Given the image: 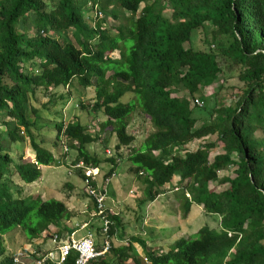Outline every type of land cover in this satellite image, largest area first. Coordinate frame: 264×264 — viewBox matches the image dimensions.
<instances>
[{
    "label": "trees",
    "instance_id": "trees-1",
    "mask_svg": "<svg viewBox=\"0 0 264 264\" xmlns=\"http://www.w3.org/2000/svg\"><path fill=\"white\" fill-rule=\"evenodd\" d=\"M94 7L113 19L130 14V33L123 27L116 35L99 24L82 27ZM199 30L206 33V50L191 46ZM129 38L133 45L126 54ZM114 51L120 59L110 57ZM232 77L235 101L227 105L221 90ZM73 79L81 89H96L92 104L80 102V109L90 107L106 117L93 134L80 122L54 124L56 140L63 136L76 150L73 164L100 168L102 160L88 147L97 142L105 147L113 134L116 152L129 146L134 137L127 127L138 108L154 129L141 144L144 149L129 156L130 172L145 185L142 203L153 202L178 177L189 195L184 193V210L196 204L220 219L219 230L204 226L166 253L133 239L147 264H264V0H0V236L15 227L32 237L43 235L69 218L61 201L14 198L5 177L14 165L20 180L31 184L41 175L39 166L54 162L43 139L33 135L29 97L37 88L67 87ZM126 94L134 98L123 103ZM209 95L214 105L197 126L195 111L201 109L192 104ZM21 129L34 151L33 163L15 164L5 150L4 135L15 142ZM213 135L214 142L182 153ZM116 157L105 160L108 176L119 166ZM105 215L112 241L121 222L108 211ZM71 231L59 228L58 234ZM112 251L115 262L120 253ZM132 259L142 264L138 256ZM73 261L69 256L65 264ZM5 262L13 264L12 258Z\"/></svg>",
    "mask_w": 264,
    "mask_h": 264
},
{
    "label": "rangeland",
    "instance_id": "rangeland-1",
    "mask_svg": "<svg viewBox=\"0 0 264 264\" xmlns=\"http://www.w3.org/2000/svg\"><path fill=\"white\" fill-rule=\"evenodd\" d=\"M143 5L140 6V9ZM96 11L98 12L97 15ZM100 11L94 7L93 16L85 17L81 24L82 27L89 25L95 26L99 24L102 29L107 30L112 35H116L118 29L124 28L125 34L130 33L133 28L134 18H130V14L118 13L116 19L99 13ZM86 14V13H85ZM91 14V11L88 13ZM138 16H135V18ZM132 20V23H131ZM127 27V28H126ZM129 28V29H128ZM127 29V30H126ZM69 38L74 41L72 32H69ZM44 36V33H41ZM206 33L197 31L192 39L191 46L194 49L206 50L205 43ZM126 46V54L129 48L133 45V40L130 38L124 41ZM113 59H120L118 51L110 54ZM113 66V65H112ZM109 80L113 81L114 76L111 72L107 73ZM235 77L229 78L224 83L221 90V95L227 105H232L235 101V90L231 84H235ZM207 92V89H205ZM109 91V89H107ZM211 89L208 90L210 94ZM182 94V93H181ZM96 96L95 87L81 89L78 81L73 79L69 86L60 88H37L34 95L30 94L29 108L27 116L29 121L35 124L32 128L33 135L36 140L43 139V147H45L54 157V162L49 166H39L41 175L31 184H25L20 180L14 165L10 167V173L5 177V181L14 198L32 199V200H58L65 204L69 212V218L62 220L59 228H75L76 224L81 222H90L89 230L96 242V246L100 248L103 242L102 225L98 218L94 216L92 200L87 194L82 179L77 174L76 170L72 169V161L76 157V150L69 149L68 141L61 136L59 141L56 140L54 131L55 123L80 122L88 128L93 134L95 131H100L106 117L101 113H94L89 107L87 110L80 109V102L89 101L92 104ZM134 98L132 94H126L121 102L127 103ZM201 110L195 111L196 117L199 118L197 126H200L202 118H206L211 107H213L212 97H205ZM195 106V102L192 104ZM90 127V128H89ZM154 131L149 123V117L142 114L136 108L131 115L127 127V132L134 137L133 142L126 147H121L117 152L114 147L117 144L115 135L107 138L105 147L97 142L88 147L89 151L97 155L102 163L101 173L97 178V183L101 185L104 177L110 169L109 162H105L108 157H116L120 155L118 161L119 166L115 171V177L110 180L107 186V194L105 205L109 208V212L114 213L119 217L121 226L116 229L111 241V250L104 256L100 257L94 264H135L132 256H138L142 264H147L141 246L135 243L133 239L140 242L144 241L147 247L153 249L156 253H166L170 250L171 245L178 239L188 238L194 235L200 228L207 226L213 230L220 229V219L217 215L207 214L200 205L192 204L189 211L184 210V193L186 197L189 195L185 192V183H179L178 177L162 187V194L159 195L153 202L142 203L144 199L145 185L141 178H138L130 172L129 156L134 149H144L141 146L148 133ZM19 138L15 142H10L4 135L3 144L6 152L13 158L15 164L33 163L35 162V154L31 149L30 140L27 134L21 129L18 132ZM104 138L105 136L102 135ZM216 136H208L206 139L194 141L182 150L194 151L203 143L214 142ZM57 146L54 147V143ZM59 142V143H58ZM68 150L65 152V147ZM106 151H110L107 155ZM219 150H215L209 156L212 160L214 154ZM36 219L33 218V223L36 224ZM59 228L50 226L48 231L43 235L30 236L23 227H15L7 233L0 236V264H6L5 258H11L19 250L24 249L29 252L33 246H39L42 251L54 252L55 245L48 237ZM87 230H78L75 238L82 236ZM131 247L125 250L126 247ZM118 250L120 256L114 262L112 260L114 251ZM32 253V252H31Z\"/></svg>",
    "mask_w": 264,
    "mask_h": 264
},
{
    "label": "built area",
    "instance_id": "built-area-1",
    "mask_svg": "<svg viewBox=\"0 0 264 264\" xmlns=\"http://www.w3.org/2000/svg\"><path fill=\"white\" fill-rule=\"evenodd\" d=\"M97 11L95 16L97 15ZM100 15L102 14L99 12ZM195 105L197 107H202L203 102L199 100H195ZM66 150V148H65ZM107 154H110L109 151H106ZM73 169L76 168H82L83 173L85 176V185L87 186L88 195L92 198L94 202V206L96 209V215L100 217L101 221L103 222V228L102 233L105 237L103 246L99 250L95 247L93 236L90 233H87L81 238H74L73 234L70 235V237L65 241H60L59 237L57 235L52 236V242L57 245L56 251L57 253L49 252L43 256H41L38 260L32 261V262H25L23 264H46L48 262L54 263V264H63L67 258L70 255H74V261L72 264H90L91 261L94 259L103 256L106 252L110 249L109 244V237H108V226L109 221L104 215V209H105V199L107 194V186L110 182V178L107 177L103 180L101 185L97 183V178L99 176V169H92V168H86L83 166V164L80 162L74 166H72ZM113 176V175H112ZM92 183H96V185H93ZM85 226H81V228H84ZM24 258V255L22 253L17 254L14 257V262L19 263L21 258Z\"/></svg>",
    "mask_w": 264,
    "mask_h": 264
},
{
    "label": "clouds",
    "instance_id": "clouds-1",
    "mask_svg": "<svg viewBox=\"0 0 264 264\" xmlns=\"http://www.w3.org/2000/svg\"><path fill=\"white\" fill-rule=\"evenodd\" d=\"M90 128V127H89ZM66 148V150H65V152L68 150V148H67V146L65 147ZM110 152V151H109ZM108 155V154H107ZM78 163H80V162H78ZM78 163H76V164H78ZM82 163V162H81ZM76 164H73L72 163V166H74V165H76ZM83 164V163H82ZM71 166V167H72ZM83 166L84 167H86L84 164H83ZM86 168H89V167H86ZM73 169V168H72ZM92 169H99V171H100V173H101V167L99 168H92ZM74 170H80L81 172H82V174L84 175V173H83V169L82 168H76V169H74ZM109 171V170H108ZM99 173V174H100ZM108 173V172H107ZM107 175V174H106ZM113 175V176H112ZM115 172L114 173H112L110 176H105L104 177V179L105 178H107V177H109L110 178V180L113 178V177H115ZM85 177V176H84ZM86 179V178H85ZM85 179L83 180V183H84V181H85ZM110 183V182H109ZM94 184V183H93ZM84 185H85V183H84ZM94 185H96V183L94 184ZM109 185V184H108ZM85 187L87 188V186L85 185ZM87 194H88V191H87ZM89 196V195H88ZM89 198L92 200V198L89 196ZM106 200V199H105ZM92 203H93V210H94V212H95V214H94V216L95 217H97L98 218V220H99V222L101 223V225H102V228H103V222L101 221V219H100V217L99 216H97L96 214V209H95V206H94V202H93V200H92ZM104 205H105V203H104ZM106 211H108L109 212V208L105 205V209H104V215H105V212ZM110 213V212H109ZM113 215H115L114 213H112ZM105 217H106V215H105ZM107 218V217H106ZM108 219V218H107ZM108 221H109V219H108ZM89 223H81V224H76V226H75V228H69V229H72V231L71 232H66L64 235H59L58 234V231L56 232V231H54V233H52V234H50V236L48 237L49 239H51L52 240V236L53 235H57L58 237H59V240L60 241H65V240H67L69 237H70V235L71 234H73V237L75 238V234H76V232L78 231V230H87L88 229V226L90 225V220L88 221ZM109 225H110V221H109ZM81 226H85L84 228H81ZM90 227V226H89ZM102 228H101V230H102ZM87 233H90L92 236H93V234L89 231V230H87L82 236H80V237H78V238H81V237H83L84 235H86ZM102 235H103V233H102ZM35 236V235H34ZM64 236V237H63ZM103 237H104V235H103ZM108 239H109V244H110V249H109V251L111 250V240H110V236H109V226H108ZM78 238H76V239H78ZM93 239H94V243H95V247L97 248V249H101L102 248V246H103V242H104V239H105V237L103 238V242H102V246L100 247V248H98L97 246H96V242H95V238H94V236H93ZM53 243V242H52ZM54 244V243H53ZM55 245V248H54V252L53 253H57V251H56V247H57V245L56 244H54ZM49 252H52V251H49ZM49 252H45L44 254H42L41 256H43V255H45V254H47V253H49ZM19 253H22L23 255H24V258L22 257L21 259H20V262L19 263H15L14 262V257L17 255V254H19ZM107 253V252H106ZM105 253V254H106ZM104 254V255H105ZM103 255V256H104ZM41 256H39V258L41 257ZM70 256H74L73 254L72 255H70ZM29 256L26 254V251L25 250H23V251H19V252H17V253H15L14 255H11V258H12V262H13V264H23V263H25V262H27V261H29V262H32V261H35V260H38V259H29L28 258ZM75 257V256H74ZM100 257H102V256H100ZM100 257H98V258H96V259H94L93 261H91V263H95L96 262V260H98ZM146 261V260H145ZM66 262V261H65ZM65 262L63 263V264H65ZM90 263V264H91ZM46 264H54V263H51V262H48V263H46Z\"/></svg>",
    "mask_w": 264,
    "mask_h": 264
},
{
    "label": "crops",
    "instance_id": "crops-1",
    "mask_svg": "<svg viewBox=\"0 0 264 264\" xmlns=\"http://www.w3.org/2000/svg\"><path fill=\"white\" fill-rule=\"evenodd\" d=\"M81 223H89V222H81ZM81 223H79V224H81ZM92 223V222H91ZM90 223V224H91ZM90 226V225H89ZM89 226H88V228H89ZM91 227V226H90ZM34 248L32 249L31 248V250L29 251V252H26V254L29 256L28 258L31 260V259H38L39 258V256H41L42 254H44L45 252H47V251H42L40 248H39V246L37 245L36 247L35 246H33ZM24 249H22V250H19V251H23ZM18 251V252H19ZM32 252V253H31Z\"/></svg>",
    "mask_w": 264,
    "mask_h": 264
}]
</instances>
